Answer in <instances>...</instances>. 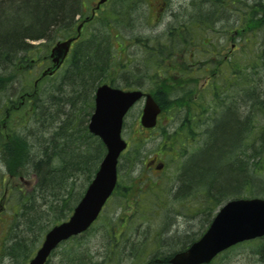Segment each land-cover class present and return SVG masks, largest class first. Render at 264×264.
I'll use <instances>...</instances> for the list:
<instances>
[{
    "label": "rangeland",
    "instance_id": "1",
    "mask_svg": "<svg viewBox=\"0 0 264 264\" xmlns=\"http://www.w3.org/2000/svg\"><path fill=\"white\" fill-rule=\"evenodd\" d=\"M96 1H91L90 6ZM123 1L129 12H125L126 18L119 20L120 25L113 33H119L121 40H128L126 60L131 65L119 71L117 68L111 70V79H115L116 85L130 83L155 96L160 95L158 91H152L157 84L165 90L172 88L167 80L162 84L163 76L154 78L152 64H145L151 54L150 49L154 44L165 42L171 29L177 27L181 33L185 24L205 22L209 23V29L202 30L199 27L195 31L218 43L221 53L218 60L225 56L241 55V86L230 82L224 89L225 101L207 99L205 104H209V113L203 115L205 119L202 121L193 122L195 130H187V126L182 128V119H187L185 111L174 109L171 105L180 102V105H184L191 93H199L204 79L214 75V68L207 76L200 77L199 83L192 86V91L182 88L183 96L179 99L168 97L172 95L170 92L161 93L160 101L165 110L155 130L144 131L141 127L145 100L138 102L125 119L123 137L128 141L129 149L121 161L118 189L121 191L136 184L138 187L127 190L130 195L126 194L125 197L117 191L93 228L78 241L62 245L53 253L49 264L71 263L72 254L75 253L72 251L73 246L79 247V254L96 263L155 264V261H162L158 264H167L169 256L181 251L192 239L202 236L225 202L240 197L238 195L264 198L262 142L257 140L250 150H240V156L244 159L242 166L247 163V170L244 172L245 168L240 166L236 172H241L246 179L251 174L253 186L249 188L242 183L238 189H233L225 183L228 179L226 170L230 169L227 146L232 145L230 141L234 136H228L229 142L221 150L219 144L224 139L220 140L216 135L218 128L231 127L237 120L238 125H242L250 114L254 117L253 111L257 104L259 107L264 106V66H259L256 71L251 70V74L248 72L249 52L246 51L249 48L245 43L249 37L247 35L251 34L249 28L254 24L258 25L257 34L251 36V42L264 44V12L261 11H264V0H225L224 6L218 5L217 0H130V4L128 0H110L102 9L109 12L112 9L122 14L126 10V7L120 9ZM98 24L97 21L90 22L83 35L88 37L98 31ZM112 27L116 28L115 25ZM243 30H246V35L242 34ZM203 38L198 37L197 41ZM59 40L61 38L56 42ZM147 42L151 44L146 45ZM32 43L37 47L34 50L40 59L45 51L48 55L53 46L45 40ZM261 51L264 52V45L257 50ZM193 53L196 65L204 64L216 55V51L210 56L208 53L201 55L198 51ZM41 65L43 63H37L31 75L26 74L19 79L18 75L11 76L1 70L0 77L5 75L9 80L0 90V105L10 97L19 98L24 90L32 91L33 81L44 69ZM204 72L203 69L199 75ZM173 76L182 83L188 79L180 75ZM224 76L217 75L219 82H223ZM28 81L32 86L27 87ZM52 81L41 83L38 94L27 102L18 121L16 118L8 121L7 127H3V122H0V134L6 145L0 158V198L11 178L12 183L17 185L9 187L10 196L6 201L8 211L2 216L4 223L0 222V264H27L35 256L47 231L54 223L71 214L102 160L100 154H96V149L93 150L95 141L86 131L93 113L95 91L90 97L80 89L73 92V89L64 88V92H61L57 90L58 84ZM220 102H223L225 112L215 115L216 109L221 111ZM258 112L255 121L259 127L264 125V120ZM218 120L219 126H216ZM197 127L199 130H196ZM221 133L219 136L224 135ZM135 147L140 149L139 155L133 153ZM245 153L248 158L244 156ZM126 156H132L131 163H128ZM133 162H137L135 166ZM231 162L238 163V160ZM40 163L47 166L44 171L49 170L50 175L37 171V168H41ZM160 164L164 168L158 169ZM21 176L25 177L24 182L20 181ZM43 176L46 182L42 183ZM196 179H202L201 182L208 188L210 185L215 186L220 195L218 199L221 204L219 202L218 207L215 200H206L207 191L211 188H197L192 181ZM20 187L23 191H20ZM140 188L145 190L142 200L138 192ZM247 188L252 191V195L247 193ZM230 190L233 193H225ZM136 202L142 203L143 215L135 214ZM128 216L131 221L120 228L123 233L121 246L112 250L110 227L116 230V223ZM112 235L115 237V233ZM213 264H264V239L236 246L219 256Z\"/></svg>",
    "mask_w": 264,
    "mask_h": 264
},
{
    "label": "trees",
    "instance_id": "2",
    "mask_svg": "<svg viewBox=\"0 0 264 264\" xmlns=\"http://www.w3.org/2000/svg\"><path fill=\"white\" fill-rule=\"evenodd\" d=\"M91 1L93 0H0V72L1 70H4L8 73V75H18V79L25 77L26 74L31 75L30 70L26 69L25 65H27V63L38 54L34 50L37 47H34L32 42L45 40L46 42H49V44L52 43L54 45V43L59 38L66 39L72 36H76L78 38L77 28L84 17L89 14L88 10L89 8H92V6L89 4ZM223 1L225 0H222V2ZM128 3L130 4V0H128ZM121 5L122 7L120 9L126 7V10L123 11L124 13L122 14L112 9H110V12L109 10L104 11L103 9L97 12V16L93 21H97V23H99V30L87 37L83 35L85 29L87 28V26H85L82 36L75 41L73 50L63 69L53 77L44 80L45 83L48 80H53L52 82L58 84L56 85L59 87L57 88L58 91L64 92V88L73 89V92L76 89H80L83 94H89V97L99 84H115V79H111V75L113 73H111V70L117 68V71H119V69L131 65V62L126 60L128 40H121L119 33L117 35L113 33L114 29H117V26L120 25L119 20L126 18L125 12H129V8H127L125 1H123ZM78 15L82 16L81 21L76 19ZM197 24L198 22H190L189 24H185V27L181 28V33L176 29L177 27L171 29L167 34L168 36L165 42L154 44L153 48L150 49L151 54L149 59L145 62L146 65H153L151 68L154 69L155 79L159 78V76H163L164 80L162 81V84L166 80L168 83L172 84V88L165 90L162 85L159 87V84L156 83L157 86H155V89L152 91H158V94L160 95L161 93L167 94L170 92L172 95L168 97L174 96L175 99H179L181 96H183L181 94L183 90L182 88H187L192 91V86L197 85L200 79L203 78V76L210 74L211 68H214V77L212 76V79L205 78V83H203L199 93H191L187 98L188 101L185 102L184 105H180L181 102L171 105L174 109H184V114L187 119L186 121L185 118L182 119V128L187 126V130H195L193 128V122L198 120L202 121L205 119L203 115L209 111V106H207L209 104H205L207 99L213 98L216 99V101H225L226 95L224 93V89H227L226 86L230 84V82L233 84H238L239 87L241 86L239 78L242 76L243 70V60L241 55L237 57H233L232 55L228 57L225 56L224 58H219L218 60V57H221L218 43L216 41L214 42L211 38L201 35L200 32L195 31L199 27H201L202 30L209 29V23L207 24L205 22H200L198 24L199 26H196ZM113 25H115L116 28L112 27ZM257 27L258 25H251L249 28L251 30V34L247 35L249 37L246 40V44H248L247 47L249 48V50L246 51L249 52L247 59V69L250 74L252 73L251 70L256 71L259 66H264V52H257V50H260L261 46L264 44L255 43L254 41L251 42V36L256 34L255 32ZM202 36L204 38L200 41H197V38ZM150 44V42H147L146 45ZM193 51H198L201 55L208 53L209 56L212 52L216 51V55L212 60H207L204 64L196 65L194 62L195 56L193 55ZM44 54L46 55L47 51H45ZM203 69L205 72L202 75H199ZM14 70H17L18 72H13ZM219 74L222 76V78L223 75H225L222 83L219 82L217 78V75ZM173 75L184 76L188 79L182 83L180 79H175ZM8 78L9 77L5 75L0 77V90L3 88L7 80H9ZM27 84V87L31 86L30 81H28ZM124 86L126 89H137L136 86L133 84L131 85L130 83L128 85L124 84ZM88 91H90V93ZM23 92H25V90ZM252 92L253 91H251L249 94ZM160 95L153 96L156 98V101L164 111L165 106L160 101ZM84 97L87 98V96ZM80 98L81 97H79V99ZM71 102L73 101L71 100ZM219 104L220 107H222L220 108L221 111L216 109L215 115L225 112L223 102H220ZM259 106L260 105L257 104L255 111H253L254 117L253 114H250V116L244 121V124L238 125L239 123L237 120L233 126L228 128L223 126L221 127L222 129L218 128L219 131L217 130L216 132V135L220 138V140L221 138L224 139L222 143L220 142L219 144L221 150L225 147V144H228L230 139L228 136H234V138H232L230 141L232 145L227 146L230 169L226 170L228 179H226L225 183L233 189H238L242 183L249 188L253 186V176L251 174H248L249 177L246 179L245 176L243 177L242 174H240L241 172L238 173L236 170L240 166L241 168H245L247 165V163H245L244 166H242L244 159H242L240 156V150H244L245 148L250 150L251 146L257 140H260L264 147V125L258 127L255 121V114L257 111H260L258 112L260 113L259 116H261L264 120V106ZM219 122L220 120H218L216 126H219ZM188 123L191 124L188 126ZM198 127L196 130H199ZM221 132H223V136H219V134H222ZM237 135L238 137L235 138ZM207 148L208 146L206 149ZM104 152L105 148L102 146L101 153ZM133 153L139 155L140 149L138 150V148L135 147ZM244 156L248 158L247 153H245ZM131 157L132 156H126L128 163L132 162ZM234 159L238 160V163L231 162ZM137 162H133L132 165L135 166ZM246 162L248 161L246 160ZM39 167L41 168H37V171L41 173L45 172L44 174L48 176L46 172L48 170L44 171L47 166L40 163ZM199 170H202V168H199ZM245 170L247 169H243L244 172ZM216 172H219L218 169ZM241 179L246 181L243 182ZM201 180L196 179L192 181L194 182L195 186L208 188L207 186L203 185V181L201 182ZM42 181L46 182L45 177L43 180H41V182ZM46 184L48 185V183ZM211 186L212 185L209 186L211 189L208 188L209 190L207 191L206 200H210L212 202L215 200V204L218 207L221 204L220 200L218 199L220 198V195L217 194L215 186ZM246 186H242L243 189H245ZM232 190L225 193L228 194V192H231ZM224 191L226 190L224 189ZM247 193L251 195L253 194L248 188ZM140 200H142L141 197ZM121 224L125 225V223ZM124 225H121V227H124ZM114 231L115 229L113 226H111L110 233L112 239L110 240V245L112 250H116V248L119 249V246H121L117 244L118 240L113 242L114 235L112 234ZM74 240L78 241L79 239ZM74 252L75 253L72 254V258L76 259L85 257L84 255L79 254V247H77ZM72 264L79 263L73 262ZM80 264L95 263L86 262Z\"/></svg>",
    "mask_w": 264,
    "mask_h": 264
},
{
    "label": "water",
    "instance_id": "3",
    "mask_svg": "<svg viewBox=\"0 0 264 264\" xmlns=\"http://www.w3.org/2000/svg\"><path fill=\"white\" fill-rule=\"evenodd\" d=\"M108 0H100L99 5ZM97 7V8H98ZM73 38L60 42L52 50L56 63L53 74L64 62ZM142 91H122L104 85L96 92V107L89 125L90 131L101 137L107 154L85 197L75 209L69 222L56 226L46 237L43 247L30 264H44L52 250L64 240L78 235L90 227L98 217L117 183V164L127 144L122 139L123 120L129 109L142 97ZM161 108L150 95H146L142 125H157ZM264 236V199H236L228 202L215 217L207 233L187 251L174 256L172 264H209L220 252L229 247Z\"/></svg>",
    "mask_w": 264,
    "mask_h": 264
},
{
    "label": "flooded vegetation",
    "instance_id": "4",
    "mask_svg": "<svg viewBox=\"0 0 264 264\" xmlns=\"http://www.w3.org/2000/svg\"><path fill=\"white\" fill-rule=\"evenodd\" d=\"M23 108H24V106H20V105H11L10 107H8L7 109H6V114L8 115V112H9V110H12V111H18V112H20V111H22L23 110ZM24 111V110H23ZM7 125H6V122H4V124H3V127H6ZM1 131V130H0ZM2 132V131H1ZM5 143L2 141V135L0 134V158H1V154H2V149L4 150L5 149ZM13 182V180H12V178L10 179V181H8V183H7V185H6V190H5V193H4V195L2 196V198L0 199V222H4V220L2 219V216L8 211V209H7V205H6V200H8L9 199V197L7 198V195H8V190H9V187L10 188H12L13 186H17V185H15L14 183H12ZM11 185V186H10ZM20 189V191H23L22 190V187H20L19 188ZM10 196V195H9ZM0 256H1V254H0ZM50 261V260H49ZM49 262H47V264H48Z\"/></svg>",
    "mask_w": 264,
    "mask_h": 264
},
{
    "label": "bare ground",
    "instance_id": "5",
    "mask_svg": "<svg viewBox=\"0 0 264 264\" xmlns=\"http://www.w3.org/2000/svg\"><path fill=\"white\" fill-rule=\"evenodd\" d=\"M217 3H218V5H219V4L222 5L223 3H226V2H224V1L222 2V0H217ZM46 172H47V175H50V174H51V173L49 172V170L46 171Z\"/></svg>",
    "mask_w": 264,
    "mask_h": 264
}]
</instances>
